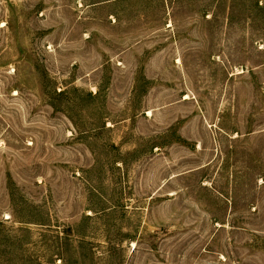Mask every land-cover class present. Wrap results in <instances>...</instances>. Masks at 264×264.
<instances>
[{"label": "rangeland", "instance_id": "1", "mask_svg": "<svg viewBox=\"0 0 264 264\" xmlns=\"http://www.w3.org/2000/svg\"><path fill=\"white\" fill-rule=\"evenodd\" d=\"M0 264H264V0H0Z\"/></svg>", "mask_w": 264, "mask_h": 264}]
</instances>
